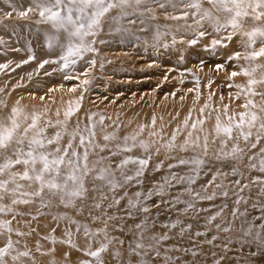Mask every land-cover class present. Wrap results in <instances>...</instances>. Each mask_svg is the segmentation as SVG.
<instances>
[{"label":"rangeland","instance_id":"obj_1","mask_svg":"<svg viewBox=\"0 0 264 264\" xmlns=\"http://www.w3.org/2000/svg\"><path fill=\"white\" fill-rule=\"evenodd\" d=\"M36 2L0 0V19L9 16L6 13H11L10 18L18 17L17 20L24 22L23 26H19L5 20L0 30L18 36H28L26 44H31L30 40L36 35L45 39L46 32L39 31L34 26L38 33L34 27L27 24V22L44 21L42 19L44 17L39 14L40 9L36 7ZM161 3H152L155 11L153 17H149L145 25L139 26V30H149L152 33V25L158 19V22L165 23L171 29L179 28L182 35L178 39L168 40L169 47L161 43L151 46L149 40H140L139 44L142 47L145 44L151 46L150 54H148L149 50L144 49L123 50L128 52L131 58L128 61L119 58L115 64L133 67L136 71L132 74L126 71L118 74L101 73L99 74L101 78L93 79L92 74L89 73L92 68L89 69L90 63H88L87 71L84 69L86 67L79 68L76 73L65 74L63 81L52 69L45 67L29 76L31 78L27 83H37L39 88L60 85V89L54 95V101L47 104L48 107L45 105L40 107L42 110L40 118L48 123L53 121L52 126L55 127L49 136L57 131H63L64 125L57 124V121H65V110L62 108V103L55 101L67 95L64 88L71 86L77 87V90L78 88L86 90L84 104L89 109L100 110V115H104L103 119H108L106 125L110 127L119 126V123L114 121L113 117L116 114L109 106L120 109L131 105L138 111L159 112L168 116L169 122L173 124L182 119L189 121L188 116L178 115L179 111L185 110V103L187 105L197 103L201 108L217 109L221 112H226L232 106H241L242 100L236 95L240 91L234 85L235 80L241 81L232 73L244 75L239 71L242 66L264 65V57L255 60L244 58L245 54L258 50L261 46L258 37L256 44L246 47L248 36L245 33L250 32L253 27H264V19L253 21L250 17L245 18L242 27L233 30L227 25L226 14L216 13L213 10L214 16L220 19L219 24L226 25L217 30L216 22L212 27L207 26L208 19H201L200 13L194 16L188 12L189 19L183 20H180L183 17L171 18V20L161 18L165 13H172L174 16L171 17H180L178 12L172 10H158L157 6ZM149 6L150 4L148 8ZM204 7L210 6L205 2ZM29 8L33 10L28 11ZM20 12H27V16H20ZM129 21L136 20L131 18L127 20ZM136 22L138 23L139 20ZM147 24L148 28L144 29ZM201 32L205 34L201 36ZM229 36L232 37L231 40L228 39ZM192 40L197 42L190 44L189 41ZM214 40L221 43L213 45ZM60 41L62 48L59 50V55L64 57L67 54L68 40L61 36ZM102 48L103 52L108 54L114 52L110 48ZM237 52L241 54L239 58L235 57ZM44 58L47 56L44 55ZM256 68L264 69V67ZM262 76L264 71L257 79ZM241 77L246 82L250 79L246 75ZM48 78L52 79V82ZM255 86H253L254 90L260 92ZM49 90L40 93L45 94ZM41 94L34 97L39 98ZM145 99L151 101L149 108L144 104ZM257 100L264 105V98L256 95L254 102ZM71 102H65L66 106ZM170 105H182L183 109L176 115H170V112H176L174 108L169 107ZM247 111L257 113V108L251 106ZM72 117L74 115L69 118ZM117 119L120 123L123 121L122 117ZM175 119L176 121L173 122ZM261 120H264V112ZM224 123L228 124L229 121ZM153 125L152 129L158 131V125L155 123ZM231 125L233 126V121ZM66 127L67 132L63 133V137L73 128L67 125ZM138 130L150 145L153 143L157 145L160 142V140L156 141L151 130L141 131V128ZM166 137L168 139L169 134L166 133ZM91 145L97 147L93 143ZM122 154L123 158H119L121 156L115 152L108 153L105 157H89L90 161L96 160L114 172L116 180L124 185L113 190L105 181L97 179L99 186H95V193L92 194L107 196L106 208L102 210L107 213L112 212L115 221L103 217V214L97 218L95 216L92 219L88 218L86 214L90 215L92 211H97L89 198H85V202L76 203L75 207H64L52 199L51 202L57 204L51 203L47 207H41L40 199L37 197L32 198L34 203L13 205L11 203L13 196L10 193L5 194L4 199L0 200V205L11 207L13 211L0 212V222H10L7 227L0 228V248H6L9 242L12 245L3 257L4 264H82V261L97 264L96 258L88 255V252L96 251L101 244L108 245L107 250L101 253L104 264H264V228L261 227L264 225V172L244 169V161L241 159H238L237 165L242 168H238L228 159L221 162L209 160L205 156L199 159L198 157L201 156L199 153L188 149L179 155L166 157L171 165H174L171 168L168 166L166 169H157V165H151V158L150 167H147L144 175L125 184L117 167L120 161L127 156L133 158L148 156L140 153L131 154L130 151L124 150ZM261 154H264V151H261ZM181 159L188 163L180 165L178 162ZM135 167L128 165L125 171L132 175ZM22 170V166L19 165L12 169V171ZM90 173L98 174L96 169ZM173 175L195 177V183L188 184L187 180L177 182L172 179ZM6 178V175L0 176V179ZM165 178L172 183L170 187H165V194L161 197L155 193L158 185L163 184ZM93 179L94 177L86 178L87 188L93 187ZM137 180L140 182L137 183ZM237 180L240 184L235 183ZM188 189L191 191H187ZM24 190L30 191V189L20 191ZM137 192L141 194L139 197L136 195ZM149 192L153 195L151 198H146ZM223 192H227L228 195L224 196ZM196 193H200L201 196L215 193V197L212 200H202L196 196ZM16 198H20L19 192ZM116 200H119L118 204L115 203ZM129 201L132 203L130 204ZM189 204L193 207L189 208ZM77 206L82 207V215L78 213ZM144 207L149 211L144 212ZM217 213L220 215H216ZM212 216H216V219L211 220ZM219 224L222 227H217ZM85 228L88 230L87 235ZM68 231H71V237L67 235ZM152 235L167 239H161L154 248H149L147 245L150 241L147 237ZM137 243H143L145 246L137 248ZM23 252H28L29 255H20ZM157 252L159 255L156 254Z\"/></svg>","mask_w":264,"mask_h":264},{"label":"bare ground","instance_id":"obj_2","mask_svg":"<svg viewBox=\"0 0 264 264\" xmlns=\"http://www.w3.org/2000/svg\"><path fill=\"white\" fill-rule=\"evenodd\" d=\"M157 2H162L161 4L165 5L163 8L160 7V5L157 6L158 10H172L174 12H178L180 17H183L184 12L193 14L195 11L194 9H188L182 6L181 3H179V0H173V3L176 4L175 8L168 3V0H147L146 3L141 4L135 10L133 8L126 9L127 12L133 13L128 16H122L119 9H112L105 17L102 18L100 28L94 29L96 34L85 37V43L90 44L94 51L83 52L82 58L81 56L69 57V60H75L76 62L74 64L68 63L67 67H65V60L62 59L61 55H59V50L62 48L60 37L62 36L66 38V34L63 30L57 32V30L52 27L51 21L48 22L45 21V18H42L44 21L27 22V24L32 27L35 26L39 31L46 32L45 39L36 35L30 40L31 44L25 43L28 36H18L7 31L0 30V119H6L10 116L13 108L21 110V115L19 117L21 121H23L25 116L29 118L25 123H30L33 115H37L40 118V114L42 113L40 107L42 105L48 107L47 104L54 101V95H56V92L60 89V85L57 84H54V86L39 88L37 83H27V81L31 78L29 76L43 67H45V69H52L62 81L65 79V74L76 73L79 68L83 69L86 67L84 69L87 71L88 63H90L89 69L92 68L89 70V73L92 74L91 77L93 79L101 78L99 75L101 73L118 74L122 71H126L127 73L129 72L132 74L136 71L133 67L125 64H115L119 58L126 59V61L131 58L129 53L123 50L132 49L135 51L138 49H144L149 50L148 54H150V47L156 43H161L163 46L169 47L170 43L168 40L178 39V37L182 35L179 28L171 29L165 23L158 22L159 20L157 19L155 24L152 25V33H150L149 30H139V26L145 25L147 19L149 17H153L155 11L152 3ZM148 4H150L149 8ZM197 15L198 13L194 16ZM171 16L174 15L172 13H165L161 16V18L171 20ZM131 18H135V20H139V22H127V20ZM17 19L18 17H1L0 28L5 20L13 24L23 26L24 22ZM183 19L189 18L183 17L180 20ZM215 22V20L208 19L209 24L207 26L212 27ZM35 27L34 29L39 33ZM146 28H148V24L144 27V29ZM125 34L128 35L125 36ZM23 35H25V33ZM56 37H59V39L57 40ZM49 38H51V40ZM142 39L149 40L151 42V46L148 47L149 44H145L143 46L145 48H143L142 45L139 44V41ZM72 43L79 44L80 41L78 38H73ZM50 44L51 47L49 46ZM102 47L110 48V50H113L114 52L110 54L103 52ZM44 55H46L47 58H44ZM86 58H88V60H85ZM45 61H47V63H45ZM93 61L95 63H92ZM79 65H81V67ZM252 68L254 67L242 66L239 71L243 73L244 69L251 70ZM263 71L264 69L262 68H256L253 77L256 79L259 78ZM45 76H47V74ZM237 76L241 82L235 80L234 85L240 91V93H237L236 95L242 100L241 106H232V108L226 112H221L217 109L211 110L206 109V107L201 108V105L197 103H191L188 105L185 103V110L182 111H179L183 109L182 105H170L169 107L174 108L176 111L170 112V115H176L179 111L178 115L189 117V121H187V123H185L182 119L180 122L173 124L169 122L168 116L162 113L154 111H138L135 107L127 105L126 108L120 109H118L119 107L113 109L109 106L113 113L116 114L113 117L114 121L119 123V126L110 127L106 125L108 123V119H103L101 121V117L104 115H100V110L97 108L89 109L84 104V102H86V96H84L86 95V90L79 88L77 90V87L72 86L70 88H64L68 94L58 98L55 102L62 103V108H64L65 112L68 111L70 107L74 109L72 114L74 117L67 119L66 125L73 127L68 133L78 130L85 137L84 146H80L79 144V135L76 136V140L72 141V143L73 147L76 148L77 152L81 155L83 154L85 147H87L89 168L96 169L98 173L96 175L89 173L87 177L91 179L99 175L100 169L106 167L96 160H94V162L90 161L89 157H105L108 153L115 152L121 156L119 158H123L124 155L122 154V148L125 146L124 138H129L127 145L128 147H131L133 144V140L131 138L133 136L136 137V146L131 147L130 153H140L151 156V165H160L159 168L161 170L168 168L171 164L166 157L179 155V153H183L184 150L189 149L191 152L199 153V155H201L198 157L199 159H203L202 156H205L209 160L219 162L228 159L231 160V162L238 168H242V166L237 165L238 159H241L244 161V169H254V171L262 173V171H260V167L261 161H264V154H261L262 148L264 147V132L259 133V142H257V134L259 124L264 122V120H258L256 122V126L251 128L252 136L249 137L248 140H245L240 134L242 130L244 132L249 131L247 123H245L246 126H243L242 130L236 127L240 121V114L248 112L247 110L251 107V105H248L247 108H245V105L249 100L254 102V100H256V96L248 93V82L241 77L244 75ZM48 79L52 82V79ZM60 80L59 82H61ZM255 87H258L260 92H264V84H258ZM44 90L49 91L45 94H41L40 92ZM39 94H41L39 98L34 97V95ZM70 101H72L71 104L66 106L65 102L69 103ZM150 102L151 101L149 99L144 100L146 108H149ZM254 103L261 105L258 100ZM262 113L263 112H260L257 108V114L260 117L262 116ZM56 117L58 118V115H56ZM118 117H122L123 121L121 123L118 121ZM230 117L232 119H230ZM155 119H157V121ZM42 120L43 119L41 118L39 119V126L46 127V133L47 135H50L55 127H47L48 122ZM218 120L221 127H232L233 131L231 138H229L222 131L217 133L216 126ZM245 120L247 121L246 118ZM109 121H111V118ZM175 121L176 119L173 122ZM200 121H202V123H200ZM231 121H233V126L231 125ZM49 122H51V125L53 124V121ZM224 122H227L228 124H225ZM153 123L158 125V128L156 127L158 131H154L152 129ZM193 124H195V127H193ZM93 127L95 132L94 138L91 137L89 132L86 130ZM174 127H176V129H174ZM138 128H143L142 131L151 130L152 133H155L156 141L160 140V142L157 145L154 143L150 145L144 140V136L140 133ZM166 133L169 134L168 139L166 137ZM189 133H191V135H189ZM173 135H177L178 137ZM104 136H113L114 138L106 141L104 140ZM69 139L70 136L67 134V136L63 137L61 144L66 145ZM140 141H144L149 145L147 152L140 147ZM89 142L102 146L104 150L101 151V147H93L92 145L89 146ZM254 143L256 144L255 148L252 147V144ZM169 145H171V147H169ZM234 148L238 149L235 153L233 152ZM148 167H150V164ZM26 183V181L23 182V184ZM93 185L99 186L97 179H93ZM88 189L89 191L86 198L92 200L94 203L93 207H95L96 204H99L100 207H95L97 211H92L90 215L86 214V216L92 219L93 216L97 218L100 214H103V217L108 218L111 221H115L114 214L112 212L107 213L102 210V208H106L105 204L107 202V196L104 194L94 196L92 195L95 193V191H93V187ZM104 197H106V199ZM45 198H48L47 195ZM51 199L55 202H59L57 198ZM84 200L85 199H77L75 204L85 202ZM51 203L54 205L57 204L54 202ZM81 209V206H77L78 213L82 215L83 209ZM219 227H222L221 224H219Z\"/></svg>","mask_w":264,"mask_h":264},{"label":"snow or ice","instance_id":"obj_3","mask_svg":"<svg viewBox=\"0 0 264 264\" xmlns=\"http://www.w3.org/2000/svg\"><path fill=\"white\" fill-rule=\"evenodd\" d=\"M8 2V0H5ZM36 2V0H34ZM147 0H39L36 2V7L40 9V16L44 17L46 21H51L52 27L59 32L63 30L66 34L68 40L67 54L62 57L65 60V67L68 63H75V60L69 61V57L81 56L82 53L87 51H94L90 44L85 43V37L90 35H95L94 29H99L101 26V20L106 16L112 9H119L122 16H128L133 13L126 11L128 8H133L134 10L138 8L141 4L146 3ZM205 2L210 6L205 8ZM168 3L172 5L173 8L176 4L173 0H168ZM179 3L183 4L185 8L194 9L193 15L196 13L201 14V19H212L216 21L217 30L220 27L226 25L219 24V17L214 16L213 10L216 13L226 14L227 25H230L233 30H239L242 27V21L245 18H251L253 21H260L264 18V0H179ZM164 4H160V7H164ZM14 7V6H13ZM33 9L29 8L28 11ZM6 15H11V13H6ZM20 16H27V12H20ZM188 12L183 13V17H187ZM172 19H180L181 17H171ZM205 33L201 32L200 35L203 36ZM245 35L248 36V43L246 47H252V45L257 43V38H260L261 46L258 50H253L250 53L245 54L244 58L246 60H255L259 57H264V27H253L250 32H246ZM73 38H78L80 43L73 44ZM231 36L228 37L231 40ZM58 40L59 37H56ZM197 41H189L190 44H195ZM213 45L221 43L218 40H214ZM51 47V44L49 45ZM240 53H235V57L239 58ZM47 63V61H45ZM92 63H95L94 61ZM43 66V65H41ZM222 67V66H218ZM256 67H264V65H257ZM256 67L249 69H244L243 73L249 76L248 80V91L253 95H259L264 98V92H256L253 86L258 84H264V76L260 79L253 77V73L256 71ZM239 73L233 72L232 75L236 76ZM251 105L253 108H258L260 112H264V105H259L249 100L245 105V108ZM74 109L71 107L65 112V121H57V124L64 125L63 131H57L51 136L47 135L46 127L39 126V116L33 115L31 117L30 123H25L28 121V117H24L23 121L19 119L21 115V110L18 108H13L12 113L6 119H0V176L6 175V179H0V200L4 199L5 194H11L13 199L11 203L16 204H31L34 203L33 197L40 199L41 207H47L51 204V198H57L60 205L64 207H75V202L77 199L83 200L87 197L88 188L85 186L86 177L94 169H90L88 165V150L85 147L83 154L77 152L76 148L73 147L72 141L75 140L76 136H80L79 144L80 146L85 145V137L77 130L68 133L70 139L66 145L61 144L63 139V133L67 132L66 121L72 116ZM248 117L247 121L245 117ZM230 119H232L230 117ZM261 117L256 112H245L240 114V121L236 125L237 128L243 129L245 123H247L249 131H241V135L245 140H248L252 136L251 128L256 126V122L260 120ZM103 117H101V121ZM187 123V121H185ZM202 123V121H200ZM47 127H52L51 122L48 123ZM78 127V126H77ZM195 127V124H193ZM89 135L94 138L95 132L94 127L86 129ZM143 128H141V131ZM217 133L221 131L225 133L229 138L232 136V127L226 126L221 127L219 120L216 126ZM264 132V122L259 124L257 142H259V133ZM155 135V133H153ZM191 135V133H189ZM113 136H104V140H111ZM128 137H125L124 151H131V147H135L136 137L133 136V144L128 147L127 141ZM54 146V147H50ZM91 146V142H89ZM101 151L104 150L102 146ZM140 147L148 151L149 145L144 141H140ZM171 147V145H169ZM255 148L256 144H252ZM238 149L234 148L235 153ZM264 151V149H262ZM151 156L146 158H133L125 157L117 165L120 169V174L123 177L124 183H129L132 180L144 175L145 170L149 165ZM180 165L187 164L186 160H179ZM197 163H202V161H197ZM22 166V171H12L16 166ZM128 165H134V174L129 175L125 171ZM157 169L160 165L156 166ZM169 167H174V165H169ZM260 171L264 172V161H261ZM94 179H99L105 181L111 189L115 190L118 187H123L124 185L119 183L114 172L110 171L108 168L100 169L98 176ZM173 180L177 182H184L187 180L188 184L195 183V177H177L172 176ZM20 181H26V184L20 183ZM140 181L137 180V183ZM171 181L168 178L164 179V183L158 185L156 190V195L163 196L165 194V187L171 186ZM236 184H240V181H235ZM12 186V187H10ZM219 187V185L217 186ZM21 189H30L20 191ZM95 185H93V191H95ZM187 191H191L188 189ZM19 192L20 198H16V194ZM49 197L45 199V196ZM137 197L141 194L136 193ZM152 192L147 194L146 198H151ZM224 196H227V192H223ZM196 196L200 199L212 200L215 197V193L211 195L201 196L200 193H196ZM106 199V197H104ZM179 202V201H178ZM115 203H119L116 200ZM131 204L132 202L129 201ZM135 206V205H133ZM95 207H100L96 204ZM111 207V205H109ZM189 208L193 205L189 204ZM226 207V206H225ZM82 210V209H81ZM8 211L11 212L13 209L8 206L0 205V212ZM144 212H148L147 207L143 208ZM216 215H220L217 213ZM211 220H215L216 216H212ZM9 221L0 222V228L7 227ZM219 227V225H217ZM264 228V225H261ZM11 231V229H9ZM227 231V229H225ZM88 234V230L85 228V235ZM200 233H197L199 235ZM67 235L71 237V231L67 232ZM105 237L107 238V233L105 232ZM161 239H167V237H157L155 235L147 237L149 248H154L159 244ZM71 243V240H69ZM122 243V242H121ZM145 245L143 243H137V248H143ZM12 247L11 242H9L6 248H0V264H4L3 257L8 253V250ZM108 248L107 244H101V246L96 251H89L88 255L95 257L97 264H104L101 259V253L105 252ZM159 255V252L156 253ZM20 255L28 256V252L20 253ZM16 259V257H13ZM82 264H88V261H82Z\"/></svg>","mask_w":264,"mask_h":264}]
</instances>
